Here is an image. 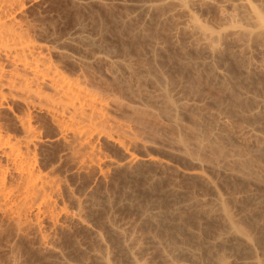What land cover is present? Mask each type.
<instances>
[{"label": "rangeland", "instance_id": "1", "mask_svg": "<svg viewBox=\"0 0 264 264\" xmlns=\"http://www.w3.org/2000/svg\"><path fill=\"white\" fill-rule=\"evenodd\" d=\"M200 2L212 6L199 10ZM22 4L15 14L30 25L25 31L44 58L106 98L110 127L94 132L92 145L107 160L124 163L131 153L152 161L132 159L133 173L114 171L105 162L81 171L70 159L59 160L63 145L54 140L56 128L37 114L41 135L54 138L37 148L36 157L44 171L58 163L48 171L59 181L58 220L52 224L40 215L39 227L31 229L23 225L25 215L35 220L29 210L22 220L27 230L17 235L0 213V264H56L45 245L70 264H99V252L111 264H128L109 225L132 241L144 264H162L161 253L171 242L196 246L203 259L218 253L223 264H264V152H258L264 147V20L257 22L254 13L264 18V0ZM80 32L90 41L78 39ZM256 34L263 36L258 45L252 41ZM2 114L5 123L11 114ZM216 196L254 238L251 257L240 255L230 241L216 246L225 232L223 215L213 205ZM79 210L84 226L65 218V212ZM146 211L173 214L166 218L172 223L157 225L145 218Z\"/></svg>", "mask_w": 264, "mask_h": 264}, {"label": "bare ground", "instance_id": "2", "mask_svg": "<svg viewBox=\"0 0 264 264\" xmlns=\"http://www.w3.org/2000/svg\"><path fill=\"white\" fill-rule=\"evenodd\" d=\"M201 3L195 4L199 10L206 9L209 6L206 3ZM22 5V0H0V213L8 217L7 219L10 220L11 225H15L17 235L25 228L27 230V227L23 225L29 226L31 229L38 228L40 223L38 220L41 216L48 218L52 224H56L58 220L54 198L59 189V181L49 173L53 172L51 171L52 165H57L58 163H51L50 167L47 166L48 169L50 168L49 172L41 169V166H37L38 159L36 156L38 154L36 152L39 146L51 145L54 142V138L57 141L61 140L63 149L59 155L60 159H58L60 161L61 158L70 159L74 166L84 172L90 166L96 165L98 167V165L100 166V164L105 162L114 171L125 169L127 172L133 173L132 159L134 163L138 160L140 162L152 161V159L132 157L131 153L127 156V159L131 160L124 163L112 161L111 159L107 160L92 145L90 141L91 135L94 132L106 133V129L110 127L105 113L106 103H104V100L106 98H102L99 94L97 95V93L86 88L82 84L83 82L81 83L79 79H76L77 77L74 78L72 76L73 78H71L70 75H66L65 72L56 68L55 64L52 65V62L50 63L44 58L42 51H40L41 48L35 44L37 41L32 42V39H29L31 37L25 31L27 28L30 29V25L27 26L28 23L26 22L24 25V21L21 22L24 19L19 16L20 14L18 17L15 14L18 11L17 8L19 9ZM167 5L171 7L174 6V3H168ZM254 13L257 22L262 23L264 18L260 12L255 10ZM26 26L27 28H25ZM261 37H263L261 34L253 36V43L256 45L262 43ZM78 39L81 41L89 40L83 35L79 36ZM102 47L104 46L102 45ZM2 57L9 64L7 69L3 66ZM4 111L11 114V117H8L5 123L2 116ZM37 114H43L45 118L48 117L50 119V123L56 128L54 133L56 137L54 136L51 139L48 137L44 138L41 135L40 125L36 124L38 121H34V118L37 119ZM8 120H10L9 122L15 131L12 130L13 128L9 124L6 126L9 123ZM258 150V152L263 153L264 147H259ZM125 152L128 153L129 151L125 149ZM47 167L44 168L46 169ZM213 205L215 209L221 211L225 220V232H222L223 235L216 240V246L218 247V245L220 246L230 241L240 255L251 257L255 253L256 242L254 238L238 225L236 219L231 216L219 197H215ZM29 210L35 212L34 221L26 220L25 214L30 213ZM146 212L148 213V211ZM24 215L25 224L22 222ZM170 215L153 211L146 214L145 218L157 225H167L168 227L172 221L170 223L169 219L167 221L166 218L168 216L171 217L173 214ZM65 218L72 222H80L82 225L85 223L80 210L75 214L65 212ZM27 221L28 223H26ZM173 225L175 226V222ZM108 227L111 233L117 237L118 243L123 250L122 253H124V259H126L128 264H144L137 257L136 252L133 250L134 248L132 249V241L130 242V239H127L116 226L109 225ZM91 232L94 237L99 238L98 232H95V230H91ZM17 235L15 233V236ZM43 242L45 240L41 236V243L44 244ZM192 246V244L189 246L186 243L171 242L166 249L162 248L164 249L161 253L162 264H223L222 255L220 258L218 253V255L209 253V256L207 254L208 258L203 259L202 253L197 250L196 246ZM42 249L56 255L53 256L56 264H70L64 261L63 257L61 259L56 254L55 248L52 249L45 245ZM95 258H97L96 260L99 261V264H111L108 257L102 252L97 253ZM260 263L259 260L255 259L253 264Z\"/></svg>", "mask_w": 264, "mask_h": 264}]
</instances>
